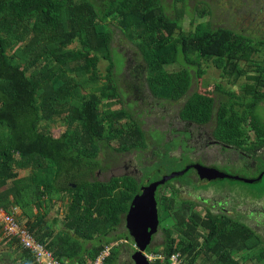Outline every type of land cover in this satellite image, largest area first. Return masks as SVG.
Returning a JSON list of instances; mask_svg holds the SVG:
<instances>
[{
    "label": "trees",
    "instance_id": "1",
    "mask_svg": "<svg viewBox=\"0 0 264 264\" xmlns=\"http://www.w3.org/2000/svg\"><path fill=\"white\" fill-rule=\"evenodd\" d=\"M173 1V15L169 16L162 0H100L98 5L90 0H0V206L9 213L17 206L23 209L28 202L25 194L31 191L37 209L45 196L67 193L66 229L59 235L47 225L45 213L34 214L32 222H22L64 264H90L104 246L113 245L104 244L101 238L124 222L138 193L139 184L130 177L89 180L99 168L96 157L104 146L116 152L147 146L140 124L121 106L123 95L113 80L112 27L134 45V59L141 61L144 74L149 73L144 82L150 95L158 100H184L181 121L211 122L215 139L247 154L264 148V123L257 113L264 103V67L254 89L248 91L243 110L235 109L232 95L220 86L215 89L229 98L217 107L214 96L196 89L189 93L193 81L205 73L203 63L233 73L234 79L243 75L237 61L264 46V40L255 41L208 22L194 24L192 17L190 30L175 37L185 15V0ZM177 2L182 3L180 8ZM74 42L78 46L69 48ZM100 58L108 62L106 83L98 95L84 96L79 93L77 77L97 81ZM170 65L177 69L164 70ZM133 71L135 76L139 74ZM75 97L78 102L72 103ZM103 101L120 107L103 112ZM56 119L64 128L53 136L47 123ZM121 120L127 121L122 125ZM248 129L254 139L243 147ZM14 168L31 171L27 185L12 184L17 179ZM186 209L188 214L181 218L177 213ZM170 218L174 222L162 229L161 250H150L164 259L150 264H169L173 253H179L184 264H264V246L258 235L238 220L209 211L200 217L186 204L177 206L173 199L162 197L159 224ZM123 238L130 239L128 234ZM3 242L20 251L21 264H34L15 240ZM114 250L104 264H113ZM234 252L242 253L239 262L231 256Z\"/></svg>",
    "mask_w": 264,
    "mask_h": 264
},
{
    "label": "rangeland",
    "instance_id": "2",
    "mask_svg": "<svg viewBox=\"0 0 264 264\" xmlns=\"http://www.w3.org/2000/svg\"><path fill=\"white\" fill-rule=\"evenodd\" d=\"M90 1L97 5L100 2V0ZM162 3L166 13L172 16L174 1L162 0ZM181 6V2L176 3L177 8ZM190 17L193 18L194 24L208 22L212 27L228 28L249 36L255 41L264 40V0H185V15L182 18L180 30H177L174 34L175 37L179 33H187L190 30L188 25ZM112 32L111 47L113 49V62H115L113 80L120 87L121 96L123 95L121 106L129 111L135 122L140 124L141 129L144 131L148 147L140 154L130 152L118 156L115 155L112 149L104 146L97 155L96 161L99 164L103 160L106 162V165L101 166L99 164V168L89 176V180L95 179L107 182L114 177L118 178L124 174H128L132 175L139 184H145L148 181H157L165 175L181 172L190 164L200 163L198 165L202 166V161L195 159L201 158L203 163L210 164L209 167L228 176L238 177L239 180L230 178L216 179L197 186L195 173L189 170L185 174L168 181L166 186H160L162 188H158L156 194L159 192L160 196L173 198L177 206L181 205V201L195 203L193 210L200 217L204 216L205 211L203 208L201 209L200 203H196L195 196L197 194L203 199L210 200V203L213 199L221 201L220 206L225 209L226 213L237 214L239 212L240 221L256 232L261 241V246H264V226L260 224L262 218L259 215L264 210L263 151L254 154L253 156H257L258 158H252L251 161L250 159H241L239 156L240 153L237 152L238 150L225 149L226 151H223L220 147L205 146V138L208 135L206 134L208 133L207 130H211L213 124L200 128H191L193 137L190 140H184L181 134H177L180 133L181 128L183 130L189 129L179 119V110L184 100L181 99L172 102L153 98L144 82V76H148L149 73L144 74V70H141L143 68L141 61L134 59V45L121 36L116 28L112 27ZM77 46V42H74L69 48L72 49ZM256 48L257 51L247 54L237 61V66L243 71V75L236 79H234L233 73H224L215 68L210 62L203 63L202 67L205 73L197 82L193 81L189 93L196 89L199 93L214 96L215 107H217L220 102L226 101L229 98L228 95L222 93L224 91L232 95V101L236 103L235 109L238 111L243 110L249 97L248 91L254 89L256 77L264 67V46H257ZM107 65L108 62L106 60L99 59L97 73L100 77L93 83L86 79L87 76L77 77L80 94L84 96L99 94L100 88L106 83L104 77L107 73ZM133 69L138 71L137 73L139 74L137 76L134 75ZM176 69V65H170L164 68L166 71ZM67 76L75 78L74 75ZM216 86H220L222 91H217L215 89ZM75 98L72 103L78 102V98ZM119 107L120 105L116 102L103 101L100 105V110L103 112L107 110L116 111ZM257 113L260 120L264 123L263 102L259 104ZM126 121L121 120L120 123L123 125ZM44 124V122L41 123V125ZM47 126L53 136H58L64 128V124L60 119L47 123ZM164 136H167L165 137L166 140ZM181 139L182 142L185 141L187 144H181ZM253 139V133L249 129L246 130L245 144L248 145ZM164 141H167L169 144L173 142L170 146L171 148L168 147L167 142L162 145ZM155 143L159 144L160 147L156 146ZM173 146L176 148H173ZM154 153L155 155H153ZM159 153L161 154L156 155ZM223 159L226 160L223 161ZM111 160L115 161L114 172L112 173L109 171ZM13 171L17 172V179L12 181V184L15 185L16 182L17 186L27 185L31 171L29 169L17 168H14ZM98 171L101 174L95 175ZM258 177H261V179L258 180ZM243 180H253V182L245 183ZM118 184H120V181ZM139 187L141 186L139 185ZM198 189L199 191L196 193L192 191ZM24 199L28 201L27 206L23 209L17 206L13 211L14 217L19 222H32L34 221V214L38 213V215H42L45 213L44 220L51 227L54 234L59 235L62 231H65V214L66 207L69 203L67 193L59 194L58 197L54 194L50 198L45 196L41 199L42 206L37 209L35 207L37 200L31 194V191L27 195L25 194ZM211 204L215 203L212 202ZM186 211H179L177 214L182 218L188 214ZM250 213L254 214L250 216ZM228 217L233 216L228 215ZM233 218L238 219V217ZM173 222V218H170L162 223L161 229L159 228L157 234L153 236L154 238H152V242L146 248V252H150L151 249L156 251L161 250V245L164 240L162 229L164 227L167 228ZM126 234L127 232L123 222L116 231L109 232L101 238L104 244H114L113 248H115L114 252L116 256L113 264H133L130 259V255L133 252L131 241L123 238ZM172 236L175 237V234H172ZM3 243L0 240V249L5 247ZM90 245L89 243L86 247ZM240 255L242 253L234 252L231 256L239 262L238 257ZM87 263H89V260H87ZM251 263L247 262L245 264Z\"/></svg>",
    "mask_w": 264,
    "mask_h": 264
},
{
    "label": "water",
    "instance_id": "3",
    "mask_svg": "<svg viewBox=\"0 0 264 264\" xmlns=\"http://www.w3.org/2000/svg\"><path fill=\"white\" fill-rule=\"evenodd\" d=\"M190 167L197 172L200 179L206 181L228 178L239 180L238 177H231L215 169L198 164ZM190 167H186L183 171L178 173L165 175L157 181L142 186L140 188V193L132 198L124 216V227L133 243V252L130 255L133 264H150L145 256V251L151 243L152 236L156 234L159 225L157 203L155 200L157 188L164 185L169 180L183 175ZM243 181L245 183L253 182V180ZM72 187H75V185H72Z\"/></svg>",
    "mask_w": 264,
    "mask_h": 264
},
{
    "label": "flooded vegetation",
    "instance_id": "4",
    "mask_svg": "<svg viewBox=\"0 0 264 264\" xmlns=\"http://www.w3.org/2000/svg\"><path fill=\"white\" fill-rule=\"evenodd\" d=\"M180 119V118H179ZM181 121V120H180ZM181 123H183V124H185V125H187L188 127H189V129H184L183 130V128H181L182 130H180V133H177V134H181L182 135V138L184 139V140H190L192 137H193V133H192V130H190L191 128H193V127H195V128H200V127H202V126H207V125H210V124H212L211 122L210 123H207V124H205V125H195V124H192V123H187V122H183V121H181ZM144 132V131H143ZM207 132L208 133H206V131H204V133H206V134H208L207 136H206V138H205V146H207V145H209V146H216V147H220L223 151H226L225 149H232L233 151H237V152H239L240 154H239V156H240V158L242 159V158H245V159H252V158H258L257 156H253L254 154H256L257 152H262L263 151V154H264V148H262L261 150H257L256 152H254V153H251V154H247L245 151H243L241 148H237V147H235V146H232V145H228V144H224V143H222L221 141H219V140H217V139H215L214 138V136H213V130L211 129V130H207ZM165 137H167V136H164V139H165ZM166 140V139H165ZM180 140V139H179ZM167 141H164V143H162V145L163 144H165ZM181 144H183V145H186L187 143L185 142H182V139H181ZM180 142H177V143H180ZM168 143V142H167ZM173 143V142H172ZM172 143L171 144H167L168 145V147L169 148H171L170 146L172 145ZM251 143V142H250ZM249 143V144H250ZM146 144H147V142H146ZM156 144V143H155ZM249 144L248 145H246L245 144V137L243 138V147H247V146H249ZM156 146H159L160 147V145L159 144H156ZM147 147H148V144H147V146L143 149V150H138V151H132V152H137L138 154H140V153H143L146 149H147ZM173 148H176V147H174L173 146ZM115 152V155H123V154H126V153H130V152H116V151H114ZM154 152V151H153ZM152 152V153H153ZM151 153V152H150ZM157 153V152H156ZM161 153H159V154H156V155H160ZM153 155H155V153L153 154ZM197 161H202V166H206V167H208V168H211V167H209V165L210 164H205V163H203V160L201 159V158H195ZM224 160H226V159H223V161ZM240 160V159H239ZM249 161V160H248ZM252 161V160H251ZM228 162V161H227ZM114 163H115V161H113V160H111V163H110V167H109V171L112 173V172H114ZM99 164H101V166L102 165H106V162H104L103 160H102V163L101 162H99ZM198 164H200V163H198ZM192 165H195V164H190L189 166H187V167H190V166H192ZM252 166H253V162H252ZM251 167V166H250ZM213 169V168H212ZM125 170H127V168H125ZM189 170H192L194 173H195V179H196V181H197V186L199 185V186H201V184H205V182H209V181H206V180H204V179H200L199 177H198V175H197V172L192 168V167H190L186 172H188ZM134 171H136V170H134ZM185 172V173H186ZM184 173V174H185ZM98 174H101V172L100 171H98V172H96L95 173V175H98ZM122 177H130V178H133L132 177V175H128V174H124L123 176H121V177H118V178H122ZM114 178H117V177H114ZM134 179V178H133ZM138 184H139V182L136 180V179H134ZM159 180V179H158ZM234 180V179H233ZM170 181V180H169ZM142 183V182H141ZM149 183H151L150 181H148L147 183H145V184H139L141 187L142 186H146V185H148ZM167 183V182H166ZM165 183V184H166ZM165 184L164 185H162V186H165ZM167 185V184H166ZM141 187H139L138 188V193L137 194H139L140 193V188ZM158 188H160V186L158 187ZM157 188V189H158ZM162 188V187H161ZM160 188V189H161ZM157 191V190H156ZM194 193H196L197 191H199V189L198 190H192ZM203 191H206V190H203ZM136 195V194H135ZM134 195V196H135ZM133 196V197H134ZM197 196V197H196ZM195 196V199H196V203H200V206H201V209L203 208L204 209V214L206 213V211H209L210 213H212V214H214V215H225V216H228V215H232L233 217H238V219H235V218H233V217H231V218H233V219H235V220H238L239 222H241V223H243L242 221H240V214H239V212H237V214L236 213H226V211H225V209H223V208H221V206H220V204L222 203L221 201H216L215 199H213L212 201H211V203L213 202V203H215V204H211L210 203V200H208V199H203L202 197H199L200 195L199 194H197ZM162 197H165V198H168V199H173V198H169V197H166V196H160L159 195V192H158V194H156V192H155V200H156V203H157V210H158V202H159V199L160 198H162ZM261 199V198H260ZM174 200V199H173ZM181 204H186L187 206H189L190 208H192V210L195 208V203L193 204V202H190V201H181L180 202ZM189 209V208H188ZM187 210V209H186ZM188 211V210H187ZM187 211H186V213H187ZM254 213H250L249 215L250 216H252ZM259 215L261 216V218H262V222L260 223L262 226H264V210H262L260 213H259ZM245 224V223H244ZM246 225V224H245ZM159 228L161 229V225L159 224L158 225V229H157V232L159 231ZM157 232H156V234H157ZM156 234H154L153 236H155ZM152 236V238H154ZM130 238V237H129ZM130 241H131V247H132V245H133V243H132V240H131V238L129 239ZM151 242H152V239H151ZM5 243V242H4ZM3 243V245H5V247L4 248H2V249H0V264H21V261H22V258L20 257V251L19 250H16L15 249V247L13 246V247H11V248H9V247H7L6 246V243L4 244ZM2 245V244H1ZM133 249V248H132ZM133 251V250H132ZM146 252V251H145ZM148 252V251H147Z\"/></svg>",
    "mask_w": 264,
    "mask_h": 264
},
{
    "label": "built area",
    "instance_id": "5",
    "mask_svg": "<svg viewBox=\"0 0 264 264\" xmlns=\"http://www.w3.org/2000/svg\"><path fill=\"white\" fill-rule=\"evenodd\" d=\"M0 240H15V243L21 250L27 251L33 259L34 264H64L56 259L52 252L42 243L37 241L27 228L19 222L14 213L6 212L0 206ZM113 245L104 246L90 264H104L110 255ZM147 260L151 263L159 260L163 261L161 253L145 252ZM169 264H184V260L179 253H173L168 259Z\"/></svg>",
    "mask_w": 264,
    "mask_h": 264
}]
</instances>
